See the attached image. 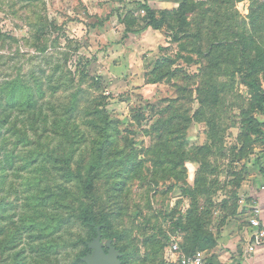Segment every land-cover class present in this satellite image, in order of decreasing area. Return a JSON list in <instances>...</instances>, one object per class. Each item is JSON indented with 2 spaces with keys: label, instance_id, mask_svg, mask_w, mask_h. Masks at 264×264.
Returning a JSON list of instances; mask_svg holds the SVG:
<instances>
[{
  "label": "rangeland",
  "instance_id": "374dc122",
  "mask_svg": "<svg viewBox=\"0 0 264 264\" xmlns=\"http://www.w3.org/2000/svg\"><path fill=\"white\" fill-rule=\"evenodd\" d=\"M263 1L0 0V264H82L80 199L125 264H164L173 243L221 264L264 178L246 129L264 121L246 85L264 86ZM145 4L166 24L145 26ZM102 121L113 155L93 165ZM25 146L52 155L10 167Z\"/></svg>",
  "mask_w": 264,
  "mask_h": 264
},
{
  "label": "trees",
  "instance_id": "16d2710c",
  "mask_svg": "<svg viewBox=\"0 0 264 264\" xmlns=\"http://www.w3.org/2000/svg\"><path fill=\"white\" fill-rule=\"evenodd\" d=\"M144 6H145V14L143 15L142 19L144 21L145 26H150L151 28L159 29L164 24H166L167 21H166V18L163 16L162 11H160L159 15H157V10L155 8H152L148 4H145ZM246 85L253 92L254 106L257 108V110H259L262 114H264V86L258 83V81H248L246 82ZM15 89H20V90L24 89L25 91L29 92L28 85H24V84L19 85L17 83H13L9 87L10 93L7 97V101L9 103L12 102L14 106H17L22 111L27 110L29 108H33L36 105L37 100L32 98L33 96L32 93H26L23 99H20V101H17L19 99L15 95ZM36 112L37 110H34V108L29 111L32 117ZM102 122L104 123V125H101V127L98 128L95 134L96 136L94 137V140L98 142V144L94 145L93 150H90V156L91 157L94 156V161L92 162L93 165L96 162H100V159L102 157L108 154L113 155V153H111L112 152L111 151V139L108 137L109 132L107 131V129L109 128L108 121L106 122L102 121ZM262 125H264V121H260L259 119L250 116L248 118L246 129L248 130V132H250V134L253 135V139L255 141H258L259 143L263 145V151H262L261 157L262 156L264 157V129L262 128ZM101 136L104 137L102 141H100L99 139ZM64 138L70 140L67 134H64ZM38 147H44L45 149L48 148L45 144L38 145ZM23 148H24L23 151H19L20 153L19 155H14L13 150L9 152L7 161L10 167L13 166V162L15 164L16 161L20 162V161H23L24 159L25 160L24 162L26 163V161H28L29 158L36 159L40 154H43L37 150H34L31 146H25ZM42 152H44V154H46L47 156L52 155L51 153L47 151H42ZM15 156L17 157L14 158ZM67 158L68 156L65 157L64 159H67ZM18 164L19 163H17L15 167H17ZM260 171L264 173V163L260 165ZM91 187H92V182L91 180H89L87 182V188L90 189ZM34 196L35 198L33 199H35L36 201H34L33 206L38 207L39 205H41L42 201H44V198L47 195L41 196V194H34ZM39 197L41 198L40 200H39ZM75 210H76L75 212L76 219L81 223L83 227L87 229V238L85 239L81 238L82 242L84 243V247L78 252L77 259L82 264H86L85 261L82 259V257L86 253L91 252L92 248L89 246V243L97 236L98 233H100L101 240L102 238H106L107 240L109 239L111 241V244L120 251V257H119L120 264H125V252L122 250L121 247H118L113 242L116 239V237L115 235L111 233V231H109L107 227L108 222L105 219V215L103 214L104 212L95 211L93 207L91 206V204L89 202H85L84 199H80L77 202V208ZM103 249L106 250V247L103 246ZM206 260L210 264H216L209 259H206Z\"/></svg>",
  "mask_w": 264,
  "mask_h": 264
},
{
  "label": "crops",
  "instance_id": "0c3cea01",
  "mask_svg": "<svg viewBox=\"0 0 264 264\" xmlns=\"http://www.w3.org/2000/svg\"><path fill=\"white\" fill-rule=\"evenodd\" d=\"M262 173V172H261ZM264 176V173H262ZM250 205L246 210V224L242 229L243 237L228 235L222 239L223 252L215 256L221 264H264V240L254 245L253 251L245 253L246 246L251 239L252 227L248 223V217L253 207L260 208L261 226L264 228V178L248 189Z\"/></svg>",
  "mask_w": 264,
  "mask_h": 264
},
{
  "label": "built area",
  "instance_id": "2783aa9c",
  "mask_svg": "<svg viewBox=\"0 0 264 264\" xmlns=\"http://www.w3.org/2000/svg\"><path fill=\"white\" fill-rule=\"evenodd\" d=\"M248 223L252 227L251 239L246 246L245 253H250L254 249V245L264 240V228L261 226L260 221V208L255 206L252 208L248 217ZM171 250L174 256L164 262V264H210L206 258L197 254H185L179 250L177 243L171 245Z\"/></svg>",
  "mask_w": 264,
  "mask_h": 264
},
{
  "label": "water",
  "instance_id": "95a60500",
  "mask_svg": "<svg viewBox=\"0 0 264 264\" xmlns=\"http://www.w3.org/2000/svg\"><path fill=\"white\" fill-rule=\"evenodd\" d=\"M91 252L86 253L82 259L86 264H120V251L108 239L105 243L106 250L100 239V233L89 243Z\"/></svg>",
  "mask_w": 264,
  "mask_h": 264
}]
</instances>
